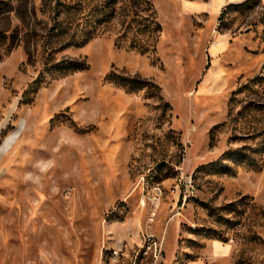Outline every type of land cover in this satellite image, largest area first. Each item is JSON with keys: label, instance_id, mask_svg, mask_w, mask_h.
<instances>
[{"label": "rangeland", "instance_id": "obj_1", "mask_svg": "<svg viewBox=\"0 0 264 264\" xmlns=\"http://www.w3.org/2000/svg\"><path fill=\"white\" fill-rule=\"evenodd\" d=\"M76 1L0 0V264H264V0H149L145 53L130 0L58 42Z\"/></svg>", "mask_w": 264, "mask_h": 264}, {"label": "trees", "instance_id": "obj_2", "mask_svg": "<svg viewBox=\"0 0 264 264\" xmlns=\"http://www.w3.org/2000/svg\"><path fill=\"white\" fill-rule=\"evenodd\" d=\"M120 0H78L73 3H60L54 7L52 31L55 36L59 37L58 42H63L65 46L82 45L89 39L94 37L98 28L108 24L117 13L120 7L117 3ZM132 10H126L125 17L130 19L126 21L124 31L119 34L115 42L122 45L127 37V33H131L128 38V48L135 49L141 53L154 50L161 31V25L156 20L154 8L149 0H130ZM140 5L145 7L140 8ZM125 11V9L123 10ZM50 29V30H51ZM217 126V125H216ZM259 149H254L258 155H264V142L260 143ZM245 147L229 149L224 154L229 155L228 162L240 163L247 162L249 166L253 165L251 157L243 152ZM241 164V163H240ZM223 173H231L233 170L227 165H221ZM256 168V167H255Z\"/></svg>", "mask_w": 264, "mask_h": 264}, {"label": "crops", "instance_id": "obj_3", "mask_svg": "<svg viewBox=\"0 0 264 264\" xmlns=\"http://www.w3.org/2000/svg\"><path fill=\"white\" fill-rule=\"evenodd\" d=\"M227 0H211L208 1L207 3H202V5H187L186 9L184 10L185 12H190L192 10L198 11V10H205L209 11L210 14L216 15L219 13V10L221 7L225 4ZM238 0H228V2H235ZM200 8V9H199ZM211 55V54H210Z\"/></svg>", "mask_w": 264, "mask_h": 264}, {"label": "clouds", "instance_id": "obj_4", "mask_svg": "<svg viewBox=\"0 0 264 264\" xmlns=\"http://www.w3.org/2000/svg\"><path fill=\"white\" fill-rule=\"evenodd\" d=\"M23 125H24V122L22 121L21 122V130L23 129Z\"/></svg>", "mask_w": 264, "mask_h": 264}]
</instances>
